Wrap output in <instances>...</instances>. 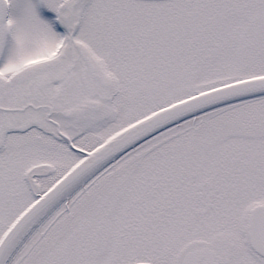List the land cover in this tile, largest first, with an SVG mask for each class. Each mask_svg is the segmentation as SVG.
Here are the masks:
<instances>
[{
  "label": "snow or ice",
  "instance_id": "snow-or-ice-1",
  "mask_svg": "<svg viewBox=\"0 0 264 264\" xmlns=\"http://www.w3.org/2000/svg\"><path fill=\"white\" fill-rule=\"evenodd\" d=\"M0 264H264V0H0Z\"/></svg>",
  "mask_w": 264,
  "mask_h": 264
}]
</instances>
